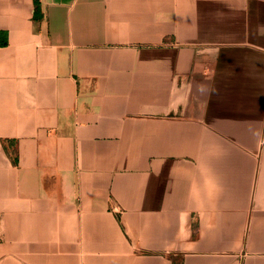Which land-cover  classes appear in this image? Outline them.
<instances>
[{
    "label": "crops",
    "instance_id": "crops-1",
    "mask_svg": "<svg viewBox=\"0 0 264 264\" xmlns=\"http://www.w3.org/2000/svg\"><path fill=\"white\" fill-rule=\"evenodd\" d=\"M0 264H264V0H0Z\"/></svg>",
    "mask_w": 264,
    "mask_h": 264
}]
</instances>
